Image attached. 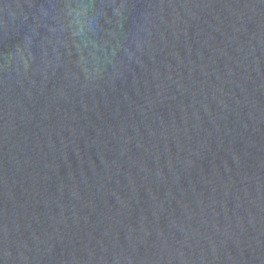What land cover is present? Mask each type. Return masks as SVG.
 <instances>
[{"label":"water","instance_id":"obj_1","mask_svg":"<svg viewBox=\"0 0 264 264\" xmlns=\"http://www.w3.org/2000/svg\"><path fill=\"white\" fill-rule=\"evenodd\" d=\"M0 264H264V0H0Z\"/></svg>","mask_w":264,"mask_h":264}]
</instances>
